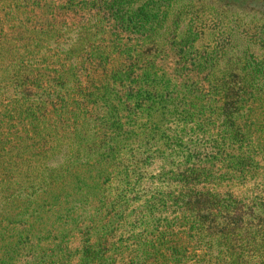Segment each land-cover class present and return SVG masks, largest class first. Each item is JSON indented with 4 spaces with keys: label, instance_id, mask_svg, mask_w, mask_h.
I'll return each instance as SVG.
<instances>
[{
    "label": "trees",
    "instance_id": "obj_1",
    "mask_svg": "<svg viewBox=\"0 0 264 264\" xmlns=\"http://www.w3.org/2000/svg\"><path fill=\"white\" fill-rule=\"evenodd\" d=\"M22 2L0 264H264V0Z\"/></svg>",
    "mask_w": 264,
    "mask_h": 264
},
{
    "label": "rangeland",
    "instance_id": "obj_2",
    "mask_svg": "<svg viewBox=\"0 0 264 264\" xmlns=\"http://www.w3.org/2000/svg\"><path fill=\"white\" fill-rule=\"evenodd\" d=\"M22 1L23 0H0V39L3 40V37L1 36V34L3 32L6 34H11L8 32L12 29L17 30V32H18V29H16L15 27H18L21 30H23V23H21V21L23 22V20H24V14L22 13V11H23V2ZM233 1H239V0H233ZM263 26L264 25H262V27ZM72 37H75V35L73 34ZM6 40H7V37H6ZM68 40H69V38L63 37L64 42L61 45L62 49L69 47L70 42ZM20 43H22V42H20ZM4 46L6 47V49H8V45L6 43H1L0 49H1V47H4ZM55 48L56 47L53 44L51 49L55 50ZM0 55H1V53H0ZM8 95L9 94L7 93L6 96L8 97ZM89 134H92V133L90 132ZM89 134H87V135H89ZM54 165H55V162H54Z\"/></svg>",
    "mask_w": 264,
    "mask_h": 264
}]
</instances>
